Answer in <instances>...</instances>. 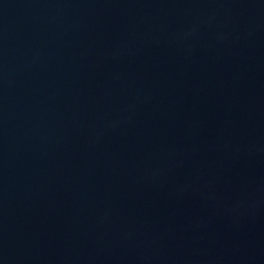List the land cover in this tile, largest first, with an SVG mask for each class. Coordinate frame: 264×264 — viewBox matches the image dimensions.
Segmentation results:
<instances>
[{
	"label": "water",
	"instance_id": "95a60500",
	"mask_svg": "<svg viewBox=\"0 0 264 264\" xmlns=\"http://www.w3.org/2000/svg\"><path fill=\"white\" fill-rule=\"evenodd\" d=\"M264 158V0H0V264H210Z\"/></svg>",
	"mask_w": 264,
	"mask_h": 264
}]
</instances>
